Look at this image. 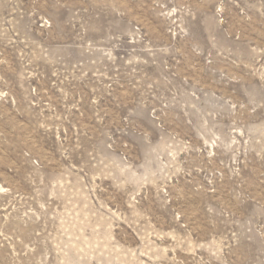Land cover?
Wrapping results in <instances>:
<instances>
[{
	"label": "rangeland",
	"instance_id": "obj_1",
	"mask_svg": "<svg viewBox=\"0 0 264 264\" xmlns=\"http://www.w3.org/2000/svg\"><path fill=\"white\" fill-rule=\"evenodd\" d=\"M0 264H264V0H0Z\"/></svg>",
	"mask_w": 264,
	"mask_h": 264
}]
</instances>
